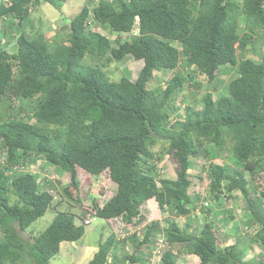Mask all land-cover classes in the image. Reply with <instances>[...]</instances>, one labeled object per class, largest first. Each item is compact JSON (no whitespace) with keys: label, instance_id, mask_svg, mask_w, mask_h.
Returning <instances> with one entry per match:
<instances>
[{"label":"trees","instance_id":"1","mask_svg":"<svg viewBox=\"0 0 264 264\" xmlns=\"http://www.w3.org/2000/svg\"><path fill=\"white\" fill-rule=\"evenodd\" d=\"M44 1L60 9L59 0ZM38 3L0 0V264H51L60 242L84 234L87 213L141 223L139 206L150 198L170 214L165 225L150 220L127 237L136 249L150 245L152 251L163 233L169 249L162 264H179L173 250L197 256V264H264L262 252L260 261L243 259L254 250L248 243L264 250V190L257 196L255 179L239 169L255 162L254 174L264 182V0H86L68 32H56L51 41L40 29L33 35L20 31ZM127 55L143 61L136 78L111 80L102 67ZM220 67L230 71L227 94L214 98L206 91L199 106L185 105L171 123L179 89L189 78L200 87L196 71L213 82ZM164 69L170 70L166 83L150 85ZM158 140L167 141L175 178L155 170L152 147ZM227 149L238 168L213 161ZM200 150L209 161L208 194L216 204L234 191L241 194L248 210L242 223L253 227L251 238L235 226L232 234L220 227V240L207 216L202 224L177 221L198 205L187 170ZM38 158L69 174L70 187L63 190L68 201L81 204L79 172L94 177L108 170L114 194L102 205L91 199L81 215L55 207L50 224L26 238L29 225L54 200L46 182L21 169ZM230 235L232 243L225 241ZM114 242L110 234L87 264L110 262ZM147 259L131 254L120 264Z\"/></svg>","mask_w":264,"mask_h":264},{"label":"rangeland","instance_id":"2","mask_svg":"<svg viewBox=\"0 0 264 264\" xmlns=\"http://www.w3.org/2000/svg\"><path fill=\"white\" fill-rule=\"evenodd\" d=\"M7 1V0H6ZM86 0H59L61 3L60 9H57L53 5L44 0H39L37 5L31 7V10L28 12L29 17L24 26L20 27V31H24L27 35L36 34L38 29L49 38L53 40L52 36L58 32L65 34L69 30V21L73 15H75L83 5ZM90 28L102 30L98 25L90 23ZM106 35L112 37V33L104 32ZM115 37V36H113ZM15 42V39H13ZM262 42V41H261ZM260 42L261 50H264V43ZM8 48V46L6 47ZM264 52V51H263ZM239 54V50H237ZM255 57L253 52L249 51V55ZM86 64H96L94 60L86 59L83 61ZM142 66L141 60H136L132 56L127 55L121 60L107 62L102 69L106 72L107 76L111 80H119L121 76H126L130 80H134L137 76L139 68ZM190 70V68H188ZM187 71V70H186ZM230 71L224 69L223 67L219 69L218 77L213 82H208L204 74L195 72L194 79L200 81V87L194 88L190 85V78L188 79L189 83H185L182 88L178 91V98L181 105H178L179 102H175L173 106H178V111L171 113L170 122L172 123L178 114H184L185 105H197L199 106L201 95L206 91H210L213 94L214 98H217L221 95H226L225 85L228 80V75ZM170 74V70L164 69L162 71L155 72L153 78L150 81V85H164L166 83L167 77ZM19 105H22L20 100H16ZM167 141L158 140L156 144L152 147V150L156 154L154 164L155 170L159 173L161 177L175 178V163L166 154ZM2 150V149H0ZM1 155V153H0ZM159 158V159H158ZM152 160H149L152 162ZM191 166L187 170L189 178L191 180V185L189 188V193L192 198L198 205L197 208L191 211L185 217H179L177 220L180 224L185 223L189 219H195V222L202 224L203 220L207 216L208 219L214 220L215 228L218 232V238H222L220 227L229 228V234L234 232L235 226H237L242 232L241 235L246 239L251 238L253 233V227H246L242 221L247 220L248 210L246 208V203L244 198L238 191H234V196L229 198H221L219 203L216 204V201L208 194V184L209 176L207 172L208 160L203 155V152L200 150L198 154L190 158ZM216 163H227L232 166L239 167L233 157L231 156L230 151L227 149L220 153L215 159ZM22 170H28L33 173H36L40 182H46L47 187L50 189L54 196L52 206L45 212V214L34 222H32L27 228V236L29 233L33 236L42 232L52 221L55 214V207L58 209L68 208L72 211H77L81 215L83 207L90 204L91 199H96L97 203L102 205L106 200H108L116 189V184L109 178L108 170L102 171L97 176H92L87 172L77 173L78 181V191L80 196L81 204L76 202L73 203L65 199L64 189L70 187L69 174H64L61 169H57L55 166L46 163L43 159L38 158L36 163L30 164L29 166L21 167ZM247 178L253 177L254 183L257 185L256 194L264 190V182L262 177L257 173L254 174L255 162L245 164L244 167H239ZM48 189V191H49ZM223 195V194H222ZM254 195V193H253ZM223 197V196H222ZM262 199V198H261ZM263 201V200H262ZM57 202L59 205H57ZM141 215L143 216V221L141 223H126L122 221L121 217H114L111 219H103L99 217H94L90 220V223L85 226L84 234L77 239L76 241H62L59 246L58 253L51 258L52 264H87L89 259L93 256L94 252L97 250L100 242H103L110 234L115 236L114 246H112L109 253V260L107 264H120L123 259L127 258L128 255H134L138 258H147L145 263L138 260L133 264H162L158 263L159 257L163 251L153 249L150 250L149 256V246H143L138 249L135 248V245L131 241H127V237L134 231L138 232L143 224L147 223L150 220L158 219L162 225L164 224L165 218L170 214L166 209H161L158 206L154 198L147 199L139 206ZM230 211V213L228 212ZM75 213V212H74ZM77 214V213H75ZM195 217H192V216ZM229 216V221H226ZM75 221V220H74ZM78 222V219L77 221ZM142 229L140 230V232ZM162 234V233H159ZM141 237V234L138 233ZM30 237V236H29ZM125 237L126 241L122 240ZM228 238L230 239L228 241ZM227 238L228 243L234 241L233 236ZM221 240V239H220ZM224 241V240H223ZM222 241V242H223ZM224 241V243H225ZM221 242V243H222ZM219 243V244H221ZM227 243V244H228ZM159 243L157 244V246ZM250 247L254 248L253 251H246L244 260H252V258L262 260L264 256V250H260L256 243L249 244ZM260 251V252H259ZM262 252V257H261ZM175 258L179 264H197L199 258L195 255L182 254L177 250H173ZM150 257V258H149Z\"/></svg>","mask_w":264,"mask_h":264},{"label":"clouds","instance_id":"3","mask_svg":"<svg viewBox=\"0 0 264 264\" xmlns=\"http://www.w3.org/2000/svg\"><path fill=\"white\" fill-rule=\"evenodd\" d=\"M30 10H31V7H30ZM28 11H29V8H28ZM1 22H3V21H1L0 20V23ZM142 61V60H141ZM142 64H143V61H142ZM2 153V152H1ZM45 161V160H44ZM46 189L48 190L49 188L46 186ZM49 191H50V189H49ZM51 192V191H50ZM87 215H89L90 216V220L92 219V218H94L93 216H92V214H90V213H87L86 214V217H87ZM90 223V222H89ZM89 223H85L86 224V226L89 224ZM144 225V224H143ZM143 227V226H142ZM141 230V229H140ZM160 239H161V242H160ZM156 240H157V244L159 243V245L157 246H154L153 247V249H156V250H159V251H165V250H167V249H169V246L167 245V243H166V240H165V236L163 235V233L162 234H159L158 235V238H156ZM230 239H228V241H229ZM64 242H66V241H64ZM61 243V242H60ZM60 246V245H59ZM153 251V250H152ZM149 253H150V250L148 251ZM162 252V253H163ZM162 253H161V255H162ZM161 255H160V257H159V260H158V263H162L161 262ZM150 258V257H149ZM52 264V263H51Z\"/></svg>","mask_w":264,"mask_h":264},{"label":"built area","instance_id":"4","mask_svg":"<svg viewBox=\"0 0 264 264\" xmlns=\"http://www.w3.org/2000/svg\"><path fill=\"white\" fill-rule=\"evenodd\" d=\"M90 222V216L87 215L86 219H85V223H89ZM160 242H161V239H160Z\"/></svg>","mask_w":264,"mask_h":264}]
</instances>
